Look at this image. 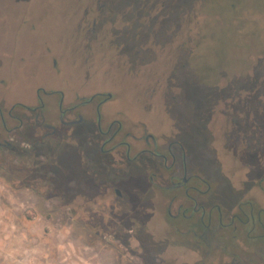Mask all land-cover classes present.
<instances>
[{"label":"rangeland","instance_id":"rangeland-1","mask_svg":"<svg viewBox=\"0 0 264 264\" xmlns=\"http://www.w3.org/2000/svg\"><path fill=\"white\" fill-rule=\"evenodd\" d=\"M0 3L7 16L0 24V104L10 108L21 100L36 105L37 90L50 86L64 89V108L77 103L71 95L82 88L87 71L81 62L73 65L62 0H36L29 7L21 0ZM212 13L202 25L213 38L203 41L200 64L212 71L228 65L207 75L211 84L218 81L219 86L192 85L199 74L187 70L166 74L173 87L154 92L147 82L157 78L149 72L133 77L117 71L111 57L105 61L92 57L88 65L96 61L91 69L94 84L82 94L112 93L109 108L126 114L122 119L126 129L135 124L140 134L144 128L154 133L156 127L146 119L137 91L144 100L154 93L152 102L161 109L167 128L175 123L173 139L188 146V175L199 174L211 186H202L209 195L201 203L208 211L213 201H221L229 223L239 202L250 197L257 209L264 208V191L258 189L264 188L260 183L264 147L257 131L264 98V0H218ZM19 53L45 59L37 64L30 60L22 67ZM83 58L79 57L86 63ZM142 58L144 67L149 65L150 57ZM56 63L58 75L52 78L49 68ZM228 81L233 88L224 87ZM51 107L47 122L56 125L55 137L40 141L39 127L31 118L23 127L27 140L13 136V148H0V264H246V228L239 229L237 239L231 241V230L218 231L217 222L201 228L184 218L183 210L177 216L184 192H177L180 200L171 203V195L162 189L167 185L151 180L154 172L162 176L156 166L147 164L156 159L141 158L137 168H125L116 156L100 151L93 117H89L91 107L83 123L87 134L84 127L74 131L63 126L59 112ZM113 112L106 109L105 117ZM170 204L176 218L169 215ZM195 232L202 234L197 236L200 248ZM260 240L264 244V238L250 240L251 251L260 252ZM256 257L263 258L259 253Z\"/></svg>","mask_w":264,"mask_h":264},{"label":"flooded vegetation","instance_id":"flooded-vegetation-1","mask_svg":"<svg viewBox=\"0 0 264 264\" xmlns=\"http://www.w3.org/2000/svg\"><path fill=\"white\" fill-rule=\"evenodd\" d=\"M21 1L29 7L36 0ZM62 2L67 9L66 23L71 31L73 65L76 66L81 62L87 71L82 88L79 92L71 95L78 102L64 108L66 103V93L62 91L64 89L50 86V89L39 88L37 90L36 105H30L29 102L21 100L15 101L10 108H5L0 104V148L3 150L13 148L15 146L11 141L13 136H17L19 140H27L23 127L26 120L31 118L36 120L39 127L36 130V136L40 137V141L44 142L48 138L55 137L57 134L56 125L47 122L52 118L49 116L48 110L51 106H53L52 109H56L57 114L59 112L63 126L70 127L74 131L75 127H84L82 131L87 134L88 130L83 123L88 120V118L85 120L87 116L85 113L90 112V109L92 112L89 117H93L92 126L96 127L95 131L100 140L102 153L116 156L122 161L121 166L125 168H137L135 163L141 158L156 159L157 161L147 162V164L156 166L162 176L154 172L151 180L156 181L159 185H167L162 189L171 195L169 197L171 203L180 200V193L177 192H184L185 198L178 204L179 214L177 216L183 210L182 216L198 223L201 228H209L214 222H217L218 231L231 230V241L237 239L239 229L246 228V259H248L246 264H252L250 262L252 259H260L256 257V253L263 256L259 260V262H263L255 263L264 264L263 241L260 240V244H263L259 246L260 252L251 251L250 247V240L264 238V208L257 209L252 201L253 198L250 197L246 202H239L237 211L231 214L229 223H225V205L221 201L212 200L213 203L207 211V205L201 201L202 197L209 193L208 190L203 191L202 186L208 184L209 189L211 186L199 174L188 175V146L180 140L173 139L177 137L175 123L173 122V128L172 126L171 129L167 128L165 120L162 119L161 109L152 102L155 97L154 93L144 100L137 91V86H132L137 91L136 97L147 116L146 119L156 127L157 132L150 133L148 128H144L140 134L135 124V128L126 129L125 122L122 120L123 117L124 119L128 117L126 114L120 112L122 114L118 115L109 108L108 104L114 100L112 93L97 91L89 97L82 94V90L85 93V88L88 89L94 84L93 77L95 76H92L91 69L95 68L96 61L88 65V60L92 57H98L102 61L111 57L112 63L117 65V71L133 74V77L141 72H149L151 78L152 76L157 78L152 83H150L151 80L147 82V88L154 89V92L157 88L165 89L168 92L173 87L169 80H165L166 74L187 70L193 74H199L196 78L200 79L192 81V85L198 83L199 86H219L218 81L211 84L207 75L211 72H219L221 67L224 68L228 65H221L217 70L212 71L204 69L200 64L204 55L203 41L213 38L212 33H204L203 21L212 18L210 14H213L218 0H62ZM3 9L0 7V24L7 21ZM22 16L18 15V18L20 19ZM225 35L229 36L226 33ZM12 52L15 53V51ZM17 57L22 67H26L30 60L36 61L33 64H37L40 58L45 59V56L37 58L36 55H28V53H19ZM79 57H84L86 63ZM142 57H150L149 65L144 67L146 60ZM49 69H51L50 75L55 78L59 70L57 63ZM159 73H162L161 77H158ZM121 82L123 83V81ZM142 87L144 88L145 85ZM224 87L233 88L234 84L228 81ZM49 96L55 97L48 99ZM261 100L263 105L259 119L261 124L257 131H259L260 137L263 136L261 146L264 147V98ZM19 108L24 110L20 111ZM106 109H110L114 115L105 117ZM65 119L70 121L67 122ZM226 120L230 126L231 117L227 115ZM165 128L167 133H165ZM176 169L180 175L177 174ZM159 179L161 182L158 181ZM262 182H264V178L261 179L260 183L262 184ZM252 184L255 185V182ZM258 189L264 191L260 185ZM116 193L118 196L122 195L119 190H116ZM244 204L246 207L248 206L246 210L243 208ZM171 205L168 210L169 215L176 218L177 216L172 214ZM199 212L202 214L197 219L196 216ZM249 224H251V229H247ZM256 230H261L260 232L263 233L252 236ZM197 236L198 232H195L194 238L200 248L201 242L197 238H201L202 234Z\"/></svg>","mask_w":264,"mask_h":264}]
</instances>
